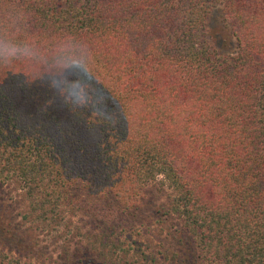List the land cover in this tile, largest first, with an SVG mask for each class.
Segmentation results:
<instances>
[{"label": "trees", "instance_id": "16d2710c", "mask_svg": "<svg viewBox=\"0 0 264 264\" xmlns=\"http://www.w3.org/2000/svg\"><path fill=\"white\" fill-rule=\"evenodd\" d=\"M0 42V264H264V0H0ZM79 70L108 120L50 89Z\"/></svg>", "mask_w": 264, "mask_h": 264}, {"label": "rangeland", "instance_id": "374dc122", "mask_svg": "<svg viewBox=\"0 0 264 264\" xmlns=\"http://www.w3.org/2000/svg\"><path fill=\"white\" fill-rule=\"evenodd\" d=\"M208 34L210 43L214 47H216L220 52L227 54L233 53L236 50L237 40L234 37L232 30L229 28L228 25H226L221 8L215 9L211 13L208 22ZM19 195L20 194L16 193L13 188H8L5 189V191L0 196L1 198L5 199V205L14 202L15 207L17 208L22 203L21 197ZM164 200L165 195L159 183H154L149 186L147 196L144 199V202L147 204L146 208L148 210L152 207L154 209H158L159 203L163 202ZM158 227L160 228L159 230H162L164 232V236H169L175 243H177L179 239L183 236L184 239H186L183 233L181 223L177 218H170L169 221H165L164 224H160ZM41 240H43L45 244L51 243L50 238L45 235L41 236ZM41 246H44L43 242ZM50 247L51 249L53 248L51 244L49 248Z\"/></svg>", "mask_w": 264, "mask_h": 264}, {"label": "clouds", "instance_id": "9594fccd", "mask_svg": "<svg viewBox=\"0 0 264 264\" xmlns=\"http://www.w3.org/2000/svg\"><path fill=\"white\" fill-rule=\"evenodd\" d=\"M30 52L27 48L21 49L16 46H8L0 42V57L6 61L17 58L19 56H28ZM79 83L80 89L76 90V94H71L68 85ZM50 89L55 96L59 98L74 113L90 112L97 115V119L108 120L113 116L112 111L107 107L106 99L97 103V97L103 96L99 90H95L93 82L87 79L85 73L79 70V76L73 77L67 83H61L59 79L49 83ZM83 89V90H81ZM91 97V99H89Z\"/></svg>", "mask_w": 264, "mask_h": 264}]
</instances>
